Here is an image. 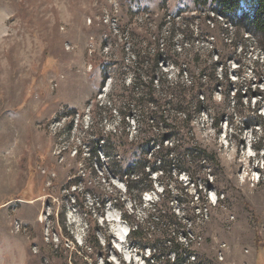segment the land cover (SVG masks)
<instances>
[{"label": "rangeland", "instance_id": "rangeland-1", "mask_svg": "<svg viewBox=\"0 0 264 264\" xmlns=\"http://www.w3.org/2000/svg\"><path fill=\"white\" fill-rule=\"evenodd\" d=\"M215 14L191 0H0V264H180L177 248L179 260L195 254L185 264H264V93L245 95L239 109L234 102L240 86L264 89V50L245 35L234 53L225 46L234 29ZM213 18L222 21L218 30ZM158 40L170 50L159 81L167 75L170 83L189 85L201 65L223 54L234 83L224 110L218 90L203 111L190 109L189 122L170 113L181 136L169 146L181 138L184 147L169 155L171 172L150 174L157 193L160 181L168 186L161 206L180 216L181 227L149 219L156 192L143 193L141 204L121 181L107 179L105 166L89 172L86 144L96 132L114 134L111 141L151 132L152 102L132 82L134 56L157 49ZM176 61L191 65L189 80L186 73L179 80ZM142 118L148 123L139 131ZM246 118L261 124L247 127ZM200 149L215 161L202 159ZM100 193L124 200L123 211L152 236L155 252L126 238L123 211L114 203L99 209ZM190 208L196 224L184 218ZM95 229L100 247L91 249Z\"/></svg>", "mask_w": 264, "mask_h": 264}, {"label": "trees", "instance_id": "trees-1", "mask_svg": "<svg viewBox=\"0 0 264 264\" xmlns=\"http://www.w3.org/2000/svg\"><path fill=\"white\" fill-rule=\"evenodd\" d=\"M195 7L197 8H206L210 7L215 16H220L222 19H226V23L233 27L234 31H232V37L230 38V44L227 43L225 46L233 47L234 53H237L236 42L237 40L246 41L244 38L245 35H251L252 37H256L262 48L264 50V0H191ZM216 20V24H214L213 28H217L222 24V21H218L217 18H213ZM174 23H171L172 32L170 38L173 39L175 35V20ZM226 25V24H225ZM223 25L221 26V28ZM223 27V33L225 31L228 32L229 29ZM219 27L216 29L218 30ZM184 38L188 36L186 30L181 31ZM221 34V33H220ZM211 36V35H210ZM213 37V36H212ZM169 38V42L171 39ZM235 38V39H234ZM238 38V39H237ZM157 49L151 51L150 49L144 52H138L135 58V64L138 66L137 70L133 76L132 86L139 87L142 89L144 95L148 96L152 102V106L148 108L147 111V119L151 122L150 128L151 132L146 131V126L144 122H147L144 118L139 120V131L144 132L139 133V135L135 138L129 137L128 133H124L126 136H122L118 139V141H111L115 138L114 134H110L106 136L103 131H98L95 133L94 140L87 143L89 148V160L91 162L90 173H96L95 165H100V167L105 166L109 174H107V179H110L112 175L119 181H121L125 187V191L128 194L129 198L132 200L135 194L138 197V200L142 204V195L147 192H156L154 180L150 174L158 173L159 171L162 173L161 177L164 174V171L168 168L171 172L174 165L173 158H170L169 155L177 148H183L184 143L180 138L177 142L176 146H169V142L171 143L172 138L176 136H181L180 132L175 126H171V122H173V117H171L170 113L174 111L176 114H180L184 117L185 122H189L191 116L189 114L190 109L197 111L198 113L205 109L210 99H212L213 95L216 92H219L221 95V110H224L227 105H229L231 100V92L232 86L234 85L230 76V68L224 63V55H218L215 60L209 61V63H205L201 65V68L197 72V79L189 80L190 72L189 66L190 64H186L185 62H172L173 66L177 67L178 75L181 78L184 77V73H186L187 80H189L190 84L186 85L182 81H176V83H170L168 79L159 81L157 76L158 72L161 71L160 63L162 61L163 56L167 57L170 52L169 49L165 51L162 49L159 44V40L157 41ZM165 46V45H164ZM246 49L241 45V52ZM233 57H231L232 59ZM147 60V64H145L144 60ZM230 59V60H231ZM239 64V68H241V61L238 59H232ZM146 65V66H145ZM145 66V67H144ZM146 68V74L142 75L140 69ZM240 71V70H239ZM238 75H241L238 74ZM255 76H258L261 80V74L255 73ZM244 93V95H243ZM264 93V89L261 90L260 87H255L254 91H252V87H248L243 90V86H240L236 89V93L234 95V102L236 108L239 109L243 107V98L245 95L249 97H257L262 96ZM122 121L126 123V116L122 112ZM219 121V120H217ZM148 123V122H147ZM261 123L258 121H252L248 118L245 119V125L247 127H256ZM153 130V133H152ZM157 130V131H156ZM151 135L146 139H141L140 137L143 134ZM125 137V138H124ZM140 138V139H139ZM110 147L114 149V152L110 151ZM101 150L105 153L107 160H103L101 156ZM200 155H202V159L207 158L210 161L214 162L215 157L213 155H207L206 151L200 149ZM180 163V161H178ZM190 183L196 184V179L190 174L188 176ZM160 184L163 186V192L157 193L159 198L154 203L152 207L155 211L154 215L158 216L153 220V214L149 215V219L153 224H161V222H169L173 225L181 227L182 219L175 212L167 213V211L161 206L164 197V191L169 192L167 189L168 186L165 183L160 181ZM71 185H76L73 183ZM70 185V186H71ZM210 187V185H208ZM207 188V187H205ZM112 197V195H106L104 193H100L98 197L97 204L100 208L105 207L108 203H114L118 206L122 211L124 210V200L120 198L116 200ZM118 203V204H117ZM185 217L187 220L192 221L193 224L197 223V215L192 208L185 211ZM123 217L125 221L129 224V234L128 237L132 244L138 245L140 247L149 248L150 250L156 251V243H154V239L150 234H143L138 226H134V223H138L136 220V216L128 215L123 211ZM63 230L68 236L67 238H72L67 232L66 223L63 222ZM153 226V225H152ZM154 228V227H153ZM98 229H95L92 233L93 236V244H90L91 249H97L100 247V242L97 237ZM185 238L188 237V233H184ZM73 240V239H72ZM57 251V250H55ZM187 252V250L185 249ZM173 255L175 256L177 262L180 264H185L190 259L191 256H195L194 253H187L186 258L179 260L181 254L180 249H174ZM94 264H97L96 262ZM189 264V263H188Z\"/></svg>", "mask_w": 264, "mask_h": 264}, {"label": "bare ground", "instance_id": "bare-ground-1", "mask_svg": "<svg viewBox=\"0 0 264 264\" xmlns=\"http://www.w3.org/2000/svg\"><path fill=\"white\" fill-rule=\"evenodd\" d=\"M126 231V230H125ZM120 237H122L120 240L122 241V242H124L125 240L123 239L124 238V231H121V234H120ZM126 238H127V236H126ZM119 240V241H120Z\"/></svg>", "mask_w": 264, "mask_h": 264}]
</instances>
